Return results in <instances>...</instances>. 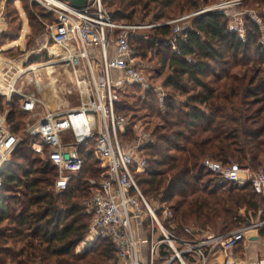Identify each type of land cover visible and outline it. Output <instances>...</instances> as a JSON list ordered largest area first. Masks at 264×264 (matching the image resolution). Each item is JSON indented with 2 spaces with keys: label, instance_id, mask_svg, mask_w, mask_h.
<instances>
[{
  "label": "trees",
  "instance_id": "16d2710c",
  "mask_svg": "<svg viewBox=\"0 0 264 264\" xmlns=\"http://www.w3.org/2000/svg\"><path fill=\"white\" fill-rule=\"evenodd\" d=\"M15 1L7 3L13 6ZM216 1L103 0L114 21L126 25L172 21ZM244 5L249 12L247 44L229 32L227 17L212 12L181 25L179 36L175 26L137 33L132 46L155 67L150 84L164 81L165 103L160 105L152 89L142 100L135 85L117 104L120 114H131V128L146 117L162 121L152 133L155 142L140 150L148 162L146 172L136 176L142 192L167 203L179 227L191 225L216 235L264 221V198L250 184L228 182L204 167L212 161L264 172V0H244ZM48 59L44 52L43 59L30 63ZM19 104L16 99L10 105L8 124L22 138L25 113L17 110ZM0 109L4 111L1 97ZM23 139L1 177L0 264H117L116 247L109 240L77 251L92 221L85 213L95 189L91 177L103 179L105 173L93 150L83 149L84 169L60 195L56 168L33 150L39 140Z\"/></svg>",
  "mask_w": 264,
  "mask_h": 264
},
{
  "label": "built area",
  "instance_id": "2783aa9c",
  "mask_svg": "<svg viewBox=\"0 0 264 264\" xmlns=\"http://www.w3.org/2000/svg\"><path fill=\"white\" fill-rule=\"evenodd\" d=\"M16 0L15 5L21 4ZM55 16L49 26L52 46L46 47L48 60L28 64L0 56V97L10 104L16 95L23 97L21 109L36 117L41 105L39 95L47 89L59 97L57 68L67 70L80 100L74 107L49 110L25 128L26 138H35L33 150L57 171L55 190L63 195L71 180L82 173L84 151L92 149L105 173L101 182L90 180L92 197L85 202V213L92 216L89 234L78 252L98 240H109L116 247L117 264H264V221H251L234 231L216 235L191 225L179 227L167 203L147 197L136 176L146 172L148 162L140 150L155 142L141 129L131 128L130 120L117 110L122 93L139 86L141 98L152 89L163 107L166 94L162 86L153 87L146 63L132 46L137 33L164 26H175L205 13H220L228 19V30L243 44L249 41L244 0H217L199 12L156 24H121L103 0H88L81 10L70 0H30ZM0 16V36L4 32ZM148 39V36H145ZM172 45L174 46L173 42ZM2 51L0 50V55ZM69 71V72H68ZM33 91L22 94L18 85L25 75ZM62 90V89H61ZM57 92V93H56ZM9 112L0 109V191L2 175L23 143L8 124ZM133 140L132 143L124 142ZM204 167L239 186L250 184L264 198V172L254 173L237 164L223 166L206 161ZM257 248L260 252L253 255Z\"/></svg>",
  "mask_w": 264,
  "mask_h": 264
},
{
  "label": "rangeland",
  "instance_id": "374dc122",
  "mask_svg": "<svg viewBox=\"0 0 264 264\" xmlns=\"http://www.w3.org/2000/svg\"><path fill=\"white\" fill-rule=\"evenodd\" d=\"M27 1L30 2V0ZM7 2L8 0H0V16L2 17V20L4 21L3 25L5 26L4 32L0 36V50L2 51L0 56L2 58H7L8 60L15 61L19 64L20 62L25 61V58H29L28 64H31L30 60H32V58L41 57L43 59L44 52L48 53L46 47L50 48L52 46L49 26H52L54 24L56 19L55 16L53 14H50L48 10L41 6L35 7L31 6V4L25 5L23 2L20 5L17 4L12 6L8 5ZM15 16L19 18L17 19ZM12 18H16V20L12 22ZM190 21H187L185 23L182 22L178 24V26L187 24ZM23 24H25L26 26V31H24L23 29L24 32L22 31V33H20V29ZM11 36L13 37L14 42L10 41L12 40V38H9ZM14 43L18 44L15 45ZM158 59H160V57L155 58V61L158 62ZM39 62L41 61L39 60ZM144 62L146 63V61ZM154 68L155 67L150 63H146L147 75H151ZM163 75H167V73ZM30 77H32V75L27 74L23 77V80L19 82L18 87L21 90L22 94H28L34 90L33 87L28 84V79ZM52 78L58 80L57 88L59 90V97H55V93H53V91L49 89L40 94L39 99L41 101V105L36 112L38 116L32 117L31 115L25 114V117H23V120L25 121L23 128H26L27 125L36 121L49 110H55L58 107L69 108L77 106L79 104L80 100L76 94H74L73 96L66 94L69 89H73V85L69 80L70 77L67 73V70L64 71V69L57 68L55 74L52 75ZM164 78L165 76H163V79ZM162 81H160L161 83H159L157 86H162ZM1 98L4 106L3 112H10V105H12L16 99L20 103V106L17 108V110H20L23 100V97L21 95H16L12 99L10 104L7 102V98ZM145 114L146 113L144 112L143 114L140 113L139 115L140 117H143ZM128 119L130 120L131 125V122H133L131 120V114L128 116ZM161 124L162 121L156 117H146L141 119L140 121H137L135 127L141 129L143 134L147 135L148 137L151 136L155 141L156 138L152 135V133L154 132V129ZM23 137H25V129ZM124 142H128L130 144L133 142V140ZM99 165L101 166V162H99ZM91 178H94L91 180L97 183L101 182L102 180L101 178ZM259 252L260 249L257 248V251L254 250L252 254L256 255Z\"/></svg>",
  "mask_w": 264,
  "mask_h": 264
},
{
  "label": "water",
  "instance_id": "95a60500",
  "mask_svg": "<svg viewBox=\"0 0 264 264\" xmlns=\"http://www.w3.org/2000/svg\"><path fill=\"white\" fill-rule=\"evenodd\" d=\"M88 0H70L71 4L78 10L85 7Z\"/></svg>",
  "mask_w": 264,
  "mask_h": 264
},
{
  "label": "crops",
  "instance_id": "0c3cea01",
  "mask_svg": "<svg viewBox=\"0 0 264 264\" xmlns=\"http://www.w3.org/2000/svg\"><path fill=\"white\" fill-rule=\"evenodd\" d=\"M23 29H24V31H26V26H25V24H23ZM22 31H23V30H22ZM24 31H23V32H24ZM21 33H22V32H21ZM21 36H22V35H21ZM14 44L16 45V44H18V43H14Z\"/></svg>",
  "mask_w": 264,
  "mask_h": 264
}]
</instances>
